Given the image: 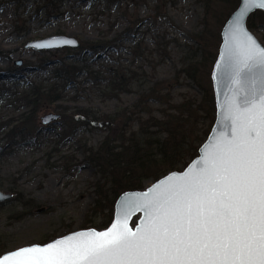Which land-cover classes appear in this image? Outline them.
Returning a JSON list of instances; mask_svg holds the SVG:
<instances>
[{
	"label": "rangeland",
	"instance_id": "obj_1",
	"mask_svg": "<svg viewBox=\"0 0 264 264\" xmlns=\"http://www.w3.org/2000/svg\"><path fill=\"white\" fill-rule=\"evenodd\" d=\"M204 3L0 0V89L11 88L17 93L13 97L4 94L5 99H0V190L12 195L0 202L3 254L43 245L78 230L108 227L114 215V199L109 186L103 187L109 199L102 202V211L94 212L99 176L87 158L88 148L97 149L108 132L98 125L84 126L81 111L115 116L133 109L146 96L151 99L148 109L160 117L170 108L168 100L174 105L189 101L204 107L205 97L209 93L214 96L211 75L222 42L221 23L229 7L211 6L215 14L207 18L206 25ZM248 21L253 22L248 28L264 46V12H254ZM122 33H126L122 41L106 44ZM54 35L75 37L81 45L97 46L55 51L24 48L31 41ZM196 36L204 37L209 45L202 40L198 43ZM135 45L140 48L138 56L132 53ZM17 61H22V66H17ZM62 63L80 69L75 70L73 82L56 79L55 71ZM101 68L119 73L121 79L116 84L125 85L121 87L123 92H112L109 82L95 85L87 73ZM132 74L134 78L127 82ZM34 87H40L43 95L37 113L30 115L31 108L22 97ZM50 113L60 117L44 125L42 118ZM214 116L216 111L214 115H197L199 124L189 142L193 148H200L206 141ZM148 118L146 113L135 115L132 129L137 131L140 122ZM71 121L76 125L67 135ZM7 123H12L8 129L4 128ZM30 131L29 137L22 136ZM19 132L22 135L14 138ZM190 162L186 158L184 164ZM184 164L179 171L184 170ZM153 182L151 178L144 180L143 189Z\"/></svg>",
	"mask_w": 264,
	"mask_h": 264
},
{
	"label": "snow or ice",
	"instance_id": "obj_2",
	"mask_svg": "<svg viewBox=\"0 0 264 264\" xmlns=\"http://www.w3.org/2000/svg\"><path fill=\"white\" fill-rule=\"evenodd\" d=\"M253 7L264 0H245L236 44L222 57L235 85L222 109L230 132L202 167L169 177L134 208L122 205L108 231L22 248L0 264H264V47L243 26ZM141 209L145 219L133 231L128 218Z\"/></svg>",
	"mask_w": 264,
	"mask_h": 264
},
{
	"label": "trees",
	"instance_id": "obj_3",
	"mask_svg": "<svg viewBox=\"0 0 264 264\" xmlns=\"http://www.w3.org/2000/svg\"><path fill=\"white\" fill-rule=\"evenodd\" d=\"M205 1V12L206 18L204 24L207 25L208 17L212 19L214 17L213 9L211 6L217 4L226 5L225 8L229 7L225 19L223 20L222 27L225 25L231 12L237 10L240 5V0H203ZM217 16H215L216 18ZM220 22L219 20H217ZM248 27L253 26V22L248 21ZM251 25V26H250ZM126 33H122L118 38L107 41L106 44H112L120 42ZM198 43L202 41L209 45V41L204 37H195ZM202 40V41H200ZM133 42V41H132ZM134 44V43H133ZM97 45L86 44L82 45L78 50H90L95 49ZM101 46V45H98ZM107 47V46H106ZM133 54L135 56L140 55L139 45L133 46ZM67 66L62 63L60 67L55 71L56 79H59L62 83L73 82L75 76V70L80 71L76 67ZM95 74V75H94ZM95 81V85L107 84L112 88L113 91L123 92L121 88L123 83L117 81L121 79L117 71L105 70L101 68L95 73H87ZM134 74L127 79L130 82L134 78ZM126 82V83H127ZM40 87H34L29 93L23 94V100L25 105L31 108L30 115L36 114L39 109V101L42 100ZM16 96V91L13 89L2 88L0 89V99H5V95ZM157 101L161 98L157 97ZM149 97H141V99L133 105V109H126L122 113H118L115 116L103 115L97 116L95 112L91 110H83L81 114L84 116V126L94 125L99 126L101 129L108 132L107 137L97 148H88V162L96 169L99 176V181L96 183L97 195L99 198L96 200L93 210L95 213L102 211L105 207L103 201H108L102 188L109 186L110 196L114 199L113 204L115 205L118 198L127 191H135L143 189V181L146 179L158 180L160 176L166 175L172 171H179L181 165L184 164L185 159L190 158L191 161L198 155L199 147L193 148L192 144L189 143L192 136L195 133V128L199 124V117L197 115L206 113V115L215 114V101L212 93H209L202 101L203 106L193 105L189 101H183L180 104L174 105L167 101L169 109L162 111V115L157 117L148 109L150 102ZM146 113L149 118L141 121L139 129L137 131L132 129V123L134 116ZM201 116V115H200ZM215 116L212 124H214ZM29 123V122H27ZM30 125V123H29ZM76 125L75 122L67 124V135L68 130L72 131V128ZM12 126V123H7L4 128L8 129ZM213 126V125H212ZM211 126V128H212ZM210 128V129H211ZM211 131V130H210ZM210 131H208L207 136ZM31 134L22 135V132L17 133L15 137L26 136L29 137ZM66 135V137H67ZM66 137L64 140H66ZM194 152V153H192ZM187 164H184L182 169H185ZM103 183L102 186H100ZM113 216L108 222V226L111 224ZM106 225V227H107ZM2 249H0V255H2Z\"/></svg>",
	"mask_w": 264,
	"mask_h": 264
},
{
	"label": "water",
	"instance_id": "obj_4",
	"mask_svg": "<svg viewBox=\"0 0 264 264\" xmlns=\"http://www.w3.org/2000/svg\"><path fill=\"white\" fill-rule=\"evenodd\" d=\"M244 7H245V0H240L239 7L230 16V18L227 20V22L225 23L222 29V33H221L222 42H221L219 54L213 66V71L211 75L212 83H213L215 109H216L215 122H214V125L206 141L200 146L198 155L187 165V167L183 171H172V172L167 173L166 175L160 177L155 182L148 185L143 190L127 191L123 193L115 203L113 220L106 229H103V230H97L94 228L82 229V230L69 233L63 237H58L43 245L34 244L30 246H25L22 248L33 247V246L46 247L49 244L55 243L62 239H67L69 236L76 235L80 232L108 231L109 229H111L113 224L116 223L117 219L120 217L122 205H126L128 207L134 208L136 207L138 203H140V201L137 200L138 197H143L144 194L150 193L152 189H154L159 184H163L165 181L169 179V177L182 176L185 173L190 172V170L193 169L194 165L196 166L197 171L200 169V167H202V165L198 164V161H201L204 158L205 152L210 151L212 149L213 145L219 139L221 133L230 132V126L227 125V122L223 120L224 114L222 112V109L226 107L227 100L231 96V89H233L235 85L232 82V78L228 75V72L226 69V62L222 60V57H224L225 55L226 48L234 47L236 44L238 34L235 31L234 22H235V18L239 16L240 13L244 10ZM256 11L264 12V8L253 7L243 18V26L247 30V32H249L258 41V43L262 47H264L261 44V42L257 39V37L250 31L247 25L249 17ZM36 45H49V46L37 47ZM81 46H82L81 42L75 37H71L67 35H54V36H50L44 39L31 41L27 43L24 48L33 49L35 51H55V50H63V49L78 50L81 48ZM15 64L17 66H22V61H17ZM256 88L258 91L261 88L259 79H257ZM59 117L60 116L57 114L50 113L42 118V123L44 125L51 124L57 121ZM11 198H12L11 194H6L0 190V202L7 201ZM42 210L43 209H40L38 212H41ZM144 219H145V214L142 209L134 211L132 215L128 218V221H127L128 227L133 229L134 231L136 228L141 226V222ZM22 248H19V249H22ZM17 250H14V251H17ZM14 251L4 253L3 255L0 256V258H2L5 255L11 254Z\"/></svg>",
	"mask_w": 264,
	"mask_h": 264
}]
</instances>
